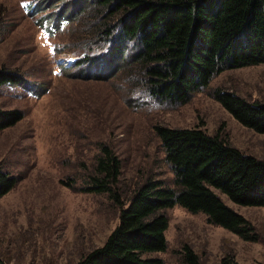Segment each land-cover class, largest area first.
<instances>
[{"label":"rangeland","instance_id":"obj_1","mask_svg":"<svg viewBox=\"0 0 264 264\" xmlns=\"http://www.w3.org/2000/svg\"><path fill=\"white\" fill-rule=\"evenodd\" d=\"M83 9L81 0H0V67L23 75L19 83L0 86V108L25 112L0 132V164L19 178L0 198L5 264H73L105 242L119 222L120 207L107 194L83 188L102 144L120 159L117 185L128 194L150 175L173 184L156 125L200 124L264 159V133L243 125L214 97L217 90H233L264 101V64L224 70L187 103L158 100L140 89L130 91L111 66L102 68L104 49L91 52L94 66L79 64L86 55L75 16ZM217 193L252 223L258 241L175 205L166 210L168 249L156 256L172 264L176 250L188 244L203 264H220L229 254L240 264H264V207Z\"/></svg>","mask_w":264,"mask_h":264},{"label":"trees","instance_id":"obj_2","mask_svg":"<svg viewBox=\"0 0 264 264\" xmlns=\"http://www.w3.org/2000/svg\"><path fill=\"white\" fill-rule=\"evenodd\" d=\"M81 7L75 19L83 27L80 44L86 57L79 64L94 66L91 52L104 49L102 68L111 66L130 91L140 89L158 100L187 103L224 70L264 64V0H81ZM22 76L0 67V86L19 83ZM214 97L243 125L264 133V101L233 90H217ZM24 116L21 109L0 108V132ZM155 132L173 184L150 175L129 194L121 192V161L102 144L83 188L107 194L119 205V222L101 246L73 264H166L155 253L168 249L166 210L175 205L205 213L210 222L246 241H258L252 223L217 190L237 204L264 207V159L200 124L156 125ZM18 181L0 164V198ZM175 256L172 264H203L188 244ZM220 264L240 263L229 254Z\"/></svg>","mask_w":264,"mask_h":264}]
</instances>
